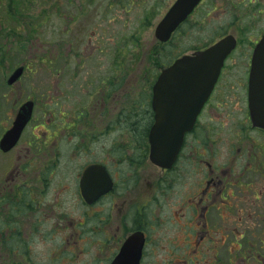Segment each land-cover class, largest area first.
I'll list each match as a JSON object with an SVG mask.
<instances>
[{
    "label": "flooded vegetation",
    "instance_id": "obj_1",
    "mask_svg": "<svg viewBox=\"0 0 264 264\" xmlns=\"http://www.w3.org/2000/svg\"><path fill=\"white\" fill-rule=\"evenodd\" d=\"M131 1L136 8L146 3ZM167 1L155 0L150 14ZM178 2L168 1L155 22L151 48L171 55L165 65L156 64L144 96L130 100L133 86L126 71L116 72L127 62L102 59L109 28L95 26L88 44L101 56L98 73L94 68L83 77L78 69L65 83L64 69L54 101L50 92H44L43 106L36 97L14 101L15 116L0 135V255L9 264H32L36 243H57L49 254H78L84 264H264V128L254 124L250 109L255 49L264 36V0H201L177 25L159 32ZM106 11H119L116 23L124 29L133 13L124 0L110 1ZM78 32L71 52L79 47ZM130 34L119 36L115 52L125 51ZM229 37L235 47L192 129L181 138L172 133L167 142L152 140L160 114L188 108H180L187 103L183 94L155 91L162 73L181 57ZM183 42L193 52L175 55ZM71 60L62 59L61 65ZM20 66L24 74L9 85L11 101L17 89L21 94L29 69ZM81 81L91 89L84 101L74 90ZM157 96L163 99L156 101ZM30 100V122L17 144L4 151L3 136ZM38 109L44 113L37 118ZM185 121L164 125L176 129Z\"/></svg>",
    "mask_w": 264,
    "mask_h": 264
},
{
    "label": "rangeland",
    "instance_id": "obj_2",
    "mask_svg": "<svg viewBox=\"0 0 264 264\" xmlns=\"http://www.w3.org/2000/svg\"><path fill=\"white\" fill-rule=\"evenodd\" d=\"M110 1L115 0H0V135L12 123L16 99L20 98L23 101L28 97H36L41 103L45 100L44 92H50L53 101L55 100V93L60 90L57 88V82L62 79L59 77L61 70L62 73L64 69L69 71L62 74L65 83L71 80L69 77L72 75L71 72L77 74L78 69L79 75L83 77L86 73H93L94 68L95 73H98L99 63L96 61L101 56L99 51L89 50L91 46L88 44V38L95 26L109 28L107 32L110 34H106V37L110 40H105L107 51L102 59L106 58L110 64L116 58L125 59L127 62L126 69L116 67V72L126 71L127 81L133 86L130 87L132 93L130 100L140 98L141 93L144 96L149 90L147 81L152 78L153 73L156 74V64L160 61V64L165 65L164 61H167L171 55V51L159 52L151 48L155 22L166 12L171 0H168V5V1L166 4L161 3L151 14L150 8L155 0H141L146 2L141 8L131 6V0H124L128 8L133 11L132 15L128 16L129 24L125 29L122 23H116L122 9L120 15L119 11L106 14ZM144 22L148 24L144 25ZM127 28L128 31L125 32ZM76 29L79 31L77 33L79 47L71 52L69 49ZM122 30L123 33H131L128 36V44L124 48L125 51L115 52V45L120 42L119 36L123 35L120 34ZM98 33L101 34V30ZM132 34L135 36H131ZM193 44L195 45V41ZM187 45L188 42L178 43L174 50L175 55L183 52L192 53ZM75 53H79L78 56L75 55L80 59L79 65L75 62V56H72ZM67 58L72 59L69 64L61 65V60ZM21 64H26L29 69L21 82V94L16 88L15 99L11 101L9 98L11 89L7 80ZM67 89L72 88L68 86ZM74 90L81 91L80 97L84 101L91 89L89 84L81 81L79 87ZM40 105L43 106V103ZM43 113V110L38 109L36 117H42ZM36 123L41 125L42 122ZM3 179V173L0 172V184L3 183ZM56 244L36 243L31 257L32 264H84L86 259L78 254L74 257L49 254ZM9 263L10 259L0 255V264Z\"/></svg>",
    "mask_w": 264,
    "mask_h": 264
},
{
    "label": "water",
    "instance_id": "obj_3",
    "mask_svg": "<svg viewBox=\"0 0 264 264\" xmlns=\"http://www.w3.org/2000/svg\"><path fill=\"white\" fill-rule=\"evenodd\" d=\"M199 1L200 0H180L162 23L159 32L166 30L167 27H170L174 22H176L174 25H177L186 17L194 6L198 4ZM172 29H174V26H172ZM234 45L235 43L231 37L226 38L207 51L196 53L194 56L183 57L178 60L174 66L162 74L158 84L159 87L156 86L155 91H176L181 95L183 94L181 99L187 100L186 104H180V108H188L177 114L176 120L172 121L180 123L181 119L186 118L185 123L175 129V133L178 134L179 138L182 137L186 129H189L191 125L194 124V120L196 119L201 106L208 98L214 82L217 80L224 59L234 48ZM23 72L24 68H18L9 79V84H13L17 81ZM165 85L170 86L165 87ZM165 98L169 101L176 100V97L172 96H166ZM179 98L180 97L177 96V99ZM159 99H163V97L157 96L156 101ZM33 106V102H28L20 109L14 126L6 133L1 141V148L3 150L8 151L17 143L23 129L31 119ZM167 106L171 107L172 103L167 104ZM175 106L177 107L178 105L175 104ZM251 110L255 123L264 127V38L258 46L254 57ZM184 115L186 117H184ZM174 116V113L171 116L168 114H160V123L153 128L151 133L152 140L160 138L167 142L170 139V128L168 125L164 124L170 122ZM155 161L163 166L166 165L163 160L158 159L157 157L155 158ZM88 173L89 171L85 178H87ZM103 191L99 192L96 197H99L104 193Z\"/></svg>",
    "mask_w": 264,
    "mask_h": 264
}]
</instances>
